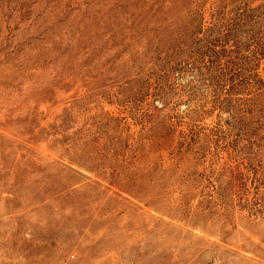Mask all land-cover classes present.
I'll return each mask as SVG.
<instances>
[{
    "label": "rangeland",
    "instance_id": "obj_1",
    "mask_svg": "<svg viewBox=\"0 0 264 264\" xmlns=\"http://www.w3.org/2000/svg\"><path fill=\"white\" fill-rule=\"evenodd\" d=\"M0 264H264V0H0Z\"/></svg>",
    "mask_w": 264,
    "mask_h": 264
}]
</instances>
